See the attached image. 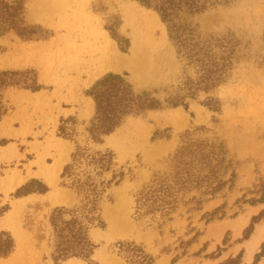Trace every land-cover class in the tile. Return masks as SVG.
Here are the masks:
<instances>
[{"label":"rangeland","instance_id":"1","mask_svg":"<svg viewBox=\"0 0 264 264\" xmlns=\"http://www.w3.org/2000/svg\"><path fill=\"white\" fill-rule=\"evenodd\" d=\"M23 1L27 20L50 36L28 41L13 32L0 35V70H32L17 78L35 74L41 85L35 92L9 86L0 95L5 109L0 117V231L10 232L16 241L0 264H54L48 217L55 208L77 202L73 190L61 184L73 142L59 136L58 126L61 118L73 116L75 138L85 139V125L94 114V102L85 92L107 72L127 73L133 89L155 96L162 108L128 118L105 140L115 149L125 177L102 203L105 227L90 231L98 244L91 260L126 264L113 245L134 240L146 245L157 264H264V204L245 202L264 180V0H207L203 11L182 15L223 65L225 80L210 92L219 101L218 112L200 104L207 96L203 91L185 98L188 108L165 102L187 92L182 86L186 76L194 81L203 71L193 58L178 56L157 12L141 1ZM107 19L116 20L119 34L129 39L127 52L105 29ZM113 48L136 60L135 66L111 67ZM186 132L225 143L234 162V182L200 210L180 207L158 227V221L135 216L134 194L154 173L169 169ZM66 148L68 157L62 160ZM31 178L43 179L48 191L13 197ZM113 218L125 232L110 235ZM196 232L193 242L180 246V240L188 241ZM60 264L89 263L69 259Z\"/></svg>","mask_w":264,"mask_h":264},{"label":"trees","instance_id":"2","mask_svg":"<svg viewBox=\"0 0 264 264\" xmlns=\"http://www.w3.org/2000/svg\"><path fill=\"white\" fill-rule=\"evenodd\" d=\"M139 1L157 12L165 24L169 39L176 47L178 56L193 58L203 71V75L197 76L194 81L186 76L182 86L187 92L169 97L165 102L171 107L188 108L185 98H194L195 92L203 91L207 96L200 104L218 112L219 101L210 95V92L225 80L220 76L223 65L208 53V45L182 17L186 13L203 11L207 0ZM105 29L116 41L119 50L127 52L130 41L119 34L116 20L107 19ZM9 32L28 41L47 39L50 36L47 29L27 20L23 0H0V35ZM29 72L33 71L0 70V95L1 91L9 86H18L33 92L40 90L41 85L35 74L26 79L17 78L18 75L24 76L23 74ZM126 75L127 73L107 72L86 90V95L94 102V114L85 125L86 136L82 142L75 138V130L71 127L75 124V118H61L58 134L73 142L70 160L63 166L60 174L61 184L73 190L77 202L69 208H55L48 217L50 258L54 264L69 259L98 264L91 260L98 244L91 237L90 231L93 228L105 227L101 214L102 203L111 199L112 189L125 177L124 166L118 164L115 149L105 145V140L128 118L162 108V102L155 96L146 91L136 92ZM4 110L0 103V117ZM199 128L202 129L203 126ZM233 163L222 140L217 137L194 138L186 132V136H183L180 145L169 159V169L154 173L151 179L135 192V216L148 217L151 222L158 221V227H161L166 221L172 220V214L180 207H185L188 212L200 210L205 202L221 193L225 187L231 188L235 178ZM48 189L43 179L31 178L19 186L12 196L22 198L30 194H44ZM250 193L255 196L245 202L264 204V180ZM217 210L218 208L202 216L213 214ZM212 219L210 217L208 220ZM254 219L253 217L252 221ZM198 234L196 232L188 241L180 240V246L189 245ZM113 246L115 253L126 264H157V257L143 243L118 240ZM15 247L16 241L11 233L0 231V258L9 257ZM184 253L185 251L182 254Z\"/></svg>","mask_w":264,"mask_h":264},{"label":"bare ground","instance_id":"3","mask_svg":"<svg viewBox=\"0 0 264 264\" xmlns=\"http://www.w3.org/2000/svg\"><path fill=\"white\" fill-rule=\"evenodd\" d=\"M42 14V13H41ZM113 62L110 64L111 65V67H113L114 69H116V70H121L122 68H124V67H128V66H135V64H136V60L135 61H130V60H128V59H126L123 55L124 54H121V53H116L115 52V48H113ZM135 56V55H134ZM133 59V58H132ZM137 59V58H136ZM111 62V61H110ZM133 69V68H132ZM68 147V146H67ZM67 157H68V148H66L65 149V151H64V155H63V158H62V160H66L67 159ZM116 215V214H115ZM112 218V217H111ZM114 219V218H113ZM110 220V223H111V231H110V235L111 236H116L117 234H121V233H123V232H125V231H121V229L120 230H118L117 229V227H116V224H115V219L114 220ZM118 220V219H117ZM120 223V222H119ZM120 227H123V225H121ZM119 227V228H120ZM257 240L258 239H256L255 240V242L253 243V245H255L256 244V242H257ZM252 245V246H253Z\"/></svg>","mask_w":264,"mask_h":264},{"label":"crops","instance_id":"4","mask_svg":"<svg viewBox=\"0 0 264 264\" xmlns=\"http://www.w3.org/2000/svg\"><path fill=\"white\" fill-rule=\"evenodd\" d=\"M249 257H250V255H249Z\"/></svg>","mask_w":264,"mask_h":264}]
</instances>
